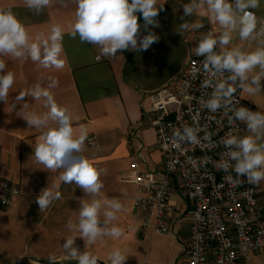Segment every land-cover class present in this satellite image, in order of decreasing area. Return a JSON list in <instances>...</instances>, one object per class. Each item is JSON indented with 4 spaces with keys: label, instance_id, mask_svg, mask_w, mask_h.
Segmentation results:
<instances>
[{
    "label": "clouds",
    "instance_id": "obj_1",
    "mask_svg": "<svg viewBox=\"0 0 264 264\" xmlns=\"http://www.w3.org/2000/svg\"><path fill=\"white\" fill-rule=\"evenodd\" d=\"M53 2L54 0H24L25 6L35 14H40L52 6ZM74 2L76 10L70 35L73 38L79 36L81 43L99 46L103 56L114 57L125 50L147 51L153 43L158 42V36L152 32L140 36L142 26L137 14H142L144 29L149 26L159 27L156 17L165 4L160 3V0ZM259 7L260 0H191L190 3L181 5L182 21L206 8L210 20L221 29L219 35L211 31L204 34L194 49L197 56L204 57L203 69L208 74L202 87L212 89L210 97L207 100L201 99L200 104L212 113L223 109L230 126L235 127L237 121L246 125L250 135L240 137L229 132L223 138L222 143L227 149L226 159L219 161L217 166L225 173L231 169L237 177H246L252 184H259L264 180V113L243 106L237 107L239 101L234 100V94L237 89L250 96L262 91L264 21L251 11ZM190 27L201 28L203 24L190 25L184 21L178 26L177 32L183 33ZM234 33L241 42L257 41L255 50L244 51L242 45L229 48ZM64 35L63 27L54 24L47 34L38 33L32 37L11 6L0 7V101H7L9 90L15 82L14 72H5L6 61L3 57L12 60L30 58L44 69L62 70L66 63L63 58ZM257 68L259 72L254 71ZM58 83L57 79L49 78L47 87L37 83L16 97L18 102L25 96L37 101L43 100L44 107L48 109L43 114L27 113L23 116L30 127L44 129L35 144V161L51 172L62 170L60 181L65 184L74 183L91 197L90 200H80L78 221L73 223L70 219L66 225L83 238L86 247L103 237L119 239L124 235V229L112 222L118 219L117 213L124 211V206L117 198L108 199L101 195L104 184L100 177L106 175L107 170L96 167L82 154L88 133L81 127L77 134L72 126L69 110L56 103L51 89L57 87ZM200 131L198 124L195 127L185 126L182 132L176 130L171 138L172 146L178 148L181 142L200 144ZM203 139L208 140L210 136L206 134ZM164 147L167 148L168 145L165 144ZM225 180L240 183L231 174L226 175ZM60 198L59 191L46 188L36 198V203L42 212ZM76 237H67L62 245L66 258L76 260L78 264H97L98 258L94 253L81 252L74 246ZM47 258L51 264L58 262L54 255ZM126 259L127 256L118 248L109 255L110 264H125Z\"/></svg>",
    "mask_w": 264,
    "mask_h": 264
},
{
    "label": "crops",
    "instance_id": "obj_2",
    "mask_svg": "<svg viewBox=\"0 0 264 264\" xmlns=\"http://www.w3.org/2000/svg\"><path fill=\"white\" fill-rule=\"evenodd\" d=\"M190 2L160 0L165 4L156 17L159 27L149 26L146 33L140 32L141 37L148 32L154 33L159 38L158 42L153 43L147 51L125 50L114 57H106L101 55L99 46L81 43L79 36L73 38L70 35L76 10L74 0H54L52 6L40 14L30 11L24 0H0V7L11 6L32 37L38 33L47 34L52 25L60 24L65 32L63 58L66 61L62 70H55L44 69L30 58L12 60L3 57L6 61L5 72L13 71L15 82L9 90L7 101H0V178L17 186L20 192L13 206L2 209L4 217L17 214L21 206L37 204L36 198L46 188L59 191L61 196L71 190H81L82 199L89 198L74 183L65 184L59 180L62 170L51 172L35 161V144L44 129L30 127L23 116L27 113L43 114L48 109L44 107L43 100L25 96L18 102L16 97L37 83L47 87L49 78L58 80V86L52 88L51 92L56 103L69 110L77 134L83 127L88 136H94V145L88 146L85 141L82 154L96 167L107 170V174L100 177L104 184L101 195L110 184L105 178L114 177L119 183L133 187L129 195L132 205L135 187L122 181L131 161L139 153L146 168L159 169L162 165L160 153L154 146V132L143 122V113L150 106L149 94L165 85L176 89V80L186 61L195 55L194 49L200 41L201 28L190 27L179 34L178 26L184 21L190 25L208 24L213 33L221 32L219 25L210 20L206 8L182 21L181 5ZM251 11L264 18L259 8ZM242 95L254 105L256 111L264 113V91L254 96ZM256 185L264 209V185L261 182ZM112 197L119 199L116 193ZM173 199L178 200L176 196ZM37 210L39 214H45L44 211L41 213L39 206ZM134 217L138 219L135 233L139 238L154 235L148 231L141 232V218L135 214V210ZM51 223L43 227V235L47 234L46 229L52 226ZM169 237L175 245L174 257H177L184 248L186 236L182 232L179 238ZM93 253L98 258L97 264H110L106 252ZM54 256L60 264L73 261L67 259L66 254ZM252 258L250 264H253Z\"/></svg>",
    "mask_w": 264,
    "mask_h": 264
},
{
    "label": "built area",
    "instance_id": "obj_3",
    "mask_svg": "<svg viewBox=\"0 0 264 264\" xmlns=\"http://www.w3.org/2000/svg\"><path fill=\"white\" fill-rule=\"evenodd\" d=\"M209 31L213 32L203 24L199 40ZM203 60L195 54L186 61L175 90L165 85L150 92L143 122L154 132V146L162 165L148 169L138 153L122 181L135 187L132 206L141 218L142 233L179 238L183 232L186 236L178 258L182 264H246L253 255L264 254V209L259 190L246 177H237L231 169L225 173L217 165L226 159L227 149L222 143L226 134L243 137L249 132L239 121L235 127L230 126L223 109L212 113L201 107V99L207 100L212 91L202 87L208 78ZM234 100L239 101L237 107L256 111L243 98L242 90L237 89ZM197 124L201 128L200 144L181 142L178 148L172 146L176 130L182 132L185 126ZM206 134L210 139H203ZM94 143V136L89 135L86 144ZM228 174L240 183L227 182ZM19 195L17 186L0 178V208L13 206Z\"/></svg>",
    "mask_w": 264,
    "mask_h": 264
},
{
    "label": "rangeland",
    "instance_id": "obj_4",
    "mask_svg": "<svg viewBox=\"0 0 264 264\" xmlns=\"http://www.w3.org/2000/svg\"><path fill=\"white\" fill-rule=\"evenodd\" d=\"M259 9L264 15V0H260ZM214 34L219 35L220 33ZM237 45H242L244 51H252L257 47V41L241 42L238 35L234 33L228 47ZM254 71L259 72V68ZM261 85L262 91H264L263 81H261ZM105 179L110 183V188L108 187L103 196L112 199L116 193L124 206V211L117 213L118 219L112 222L124 229L122 237L119 239L105 237L104 240L100 238L101 242L98 239L86 247L83 238L66 227L70 219L73 223L78 221L79 202L82 200L81 190H71L70 193L62 195L59 200L53 201L44 211V215L37 212V204L29 205V207L24 206V208L21 206L17 214L12 217H4L3 208H0V264H45L35 262L32 258L37 256L42 261H49L47 260L49 255H64L62 245L67 237L74 235L77 236L74 246L81 252H106L108 260L110 253L118 248L127 256L126 264H182L178 259L180 255L174 257L175 245L169 235L154 234L150 236L147 234L142 238L136 235L138 219L134 217V210L129 200L133 187L119 183L114 177ZM90 199L91 197L84 200ZM101 219H103L102 215ZM48 222H52V226L46 229L47 234L43 235V227ZM250 262L251 259L246 264H250ZM252 263L264 264V254L253 255Z\"/></svg>",
    "mask_w": 264,
    "mask_h": 264
},
{
    "label": "water",
    "instance_id": "obj_5",
    "mask_svg": "<svg viewBox=\"0 0 264 264\" xmlns=\"http://www.w3.org/2000/svg\"><path fill=\"white\" fill-rule=\"evenodd\" d=\"M21 259H24V258H21ZM33 261L35 262H39V263H45V264H51L50 261H42L38 258H32ZM56 264H60L59 262H56ZM65 264H78V261L76 260H73V261H68V262H65Z\"/></svg>",
    "mask_w": 264,
    "mask_h": 264
},
{
    "label": "trees",
    "instance_id": "obj_6",
    "mask_svg": "<svg viewBox=\"0 0 264 264\" xmlns=\"http://www.w3.org/2000/svg\"><path fill=\"white\" fill-rule=\"evenodd\" d=\"M137 15H138V18H139V19H138V22H139V23L141 24V26H142V27H141V30H142L144 33H146L147 29H144V28H143V18H142V14H139V13H138Z\"/></svg>",
    "mask_w": 264,
    "mask_h": 264
}]
</instances>
